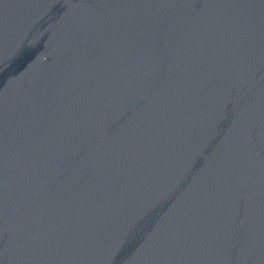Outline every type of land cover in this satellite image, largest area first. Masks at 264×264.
<instances>
[{
    "label": "water",
    "instance_id": "obj_1",
    "mask_svg": "<svg viewBox=\"0 0 264 264\" xmlns=\"http://www.w3.org/2000/svg\"><path fill=\"white\" fill-rule=\"evenodd\" d=\"M0 264H264V0H106Z\"/></svg>",
    "mask_w": 264,
    "mask_h": 264
}]
</instances>
